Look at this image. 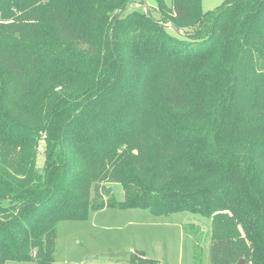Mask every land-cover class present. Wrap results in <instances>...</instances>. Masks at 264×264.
I'll use <instances>...</instances> for the list:
<instances>
[{
	"label": "trees",
	"instance_id": "16d2710c",
	"mask_svg": "<svg viewBox=\"0 0 264 264\" xmlns=\"http://www.w3.org/2000/svg\"><path fill=\"white\" fill-rule=\"evenodd\" d=\"M135 1L0 0V264L105 207L211 218L214 261L264 264V0Z\"/></svg>",
	"mask_w": 264,
	"mask_h": 264
},
{
	"label": "rangeland",
	"instance_id": "374dc122",
	"mask_svg": "<svg viewBox=\"0 0 264 264\" xmlns=\"http://www.w3.org/2000/svg\"><path fill=\"white\" fill-rule=\"evenodd\" d=\"M136 0L135 6L149 8L158 17L154 0ZM173 0H166L172 5ZM226 0H201L203 11L215 9ZM168 31L182 37L194 27L175 28L171 21L164 22ZM43 143L40 144L37 166L44 164ZM99 193L105 199L111 195L124 199V188L119 182H103ZM96 191L92 190V197ZM98 197V196H97ZM238 227L241 226L238 224ZM242 235L243 231H241ZM212 219L189 211L155 215L149 209L105 207L90 210L86 220H63L57 225L55 261L53 264H128L133 251H142L159 264H222L214 261L212 249L216 242ZM224 254L221 252L218 258ZM230 260L236 264L247 254ZM7 264H36L35 262ZM224 264V263H223ZM227 264V263H226Z\"/></svg>",
	"mask_w": 264,
	"mask_h": 264
},
{
	"label": "water",
	"instance_id": "95a60500",
	"mask_svg": "<svg viewBox=\"0 0 264 264\" xmlns=\"http://www.w3.org/2000/svg\"><path fill=\"white\" fill-rule=\"evenodd\" d=\"M146 11H147V14H148V8L147 7H146ZM236 264H246V259L242 258Z\"/></svg>",
	"mask_w": 264,
	"mask_h": 264
}]
</instances>
